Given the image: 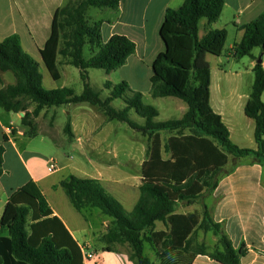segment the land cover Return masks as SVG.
Here are the masks:
<instances>
[{
	"label": "trees",
	"instance_id": "1",
	"mask_svg": "<svg viewBox=\"0 0 264 264\" xmlns=\"http://www.w3.org/2000/svg\"><path fill=\"white\" fill-rule=\"evenodd\" d=\"M121 0H68L54 13L51 33L41 50L42 61L54 81L59 80L57 57L78 69L82 92L75 94L69 87L47 90L42 84L39 63L26 53L17 35L0 41V108L22 114L21 124L32 134L37 132V118L53 107L88 104L96 107L109 121L127 124L147 137L149 145L142 164V184L138 199L130 212L96 179L74 175L61 181L60 186L72 207L98 209L110 219L107 232L100 237L103 251L124 253L132 264H154L146 254L152 248L155 259L162 264H191L197 255H207L219 264H240L239 254L222 233L207 210L202 207L199 222L188 216L176 215L179 203H191L202 197L205 190L213 191L216 177L227 163L226 154L234 158L252 157L264 165V66L254 65L253 83L244 108L246 117L254 120L256 150L240 149L229 139L221 117L210 106V65L206 55L219 57L227 40L225 29L210 30L198 36V23L206 19L216 22L224 0H185L178 9H167L159 35L164 44L152 64L150 95L153 98L174 97L187 106L180 119L157 122L158 111L145 104L142 94L131 90L126 82L113 85L105 99L89 82L88 70L106 73L126 64L134 54L135 44L125 36L113 35L102 42L99 24L90 25L86 18L89 8L116 10ZM243 36L230 50L235 59L251 56L252 50L264 52V12L242 27ZM91 56L84 57V48ZM9 72L14 84L5 86L1 74ZM130 93V96L127 95ZM124 107H112L114 100ZM133 111L144 123L129 117ZM68 140L73 133L68 120L63 128ZM181 139H169L164 145L160 132L175 133ZM7 138L0 143V177L3 174V155ZM197 141L203 145L181 147L180 142ZM217 143L213 146V142ZM207 145V146H206ZM183 152H180L182 151ZM172 152L163 159L162 152ZM184 153V154H181ZM161 222L166 230L156 231ZM0 264H85L80 246L63 223L52 215L50 207L36 183L30 181L9 196L0 218ZM211 232L217 243L209 247L196 239L197 231Z\"/></svg>",
	"mask_w": 264,
	"mask_h": 264
},
{
	"label": "crops",
	"instance_id": "2",
	"mask_svg": "<svg viewBox=\"0 0 264 264\" xmlns=\"http://www.w3.org/2000/svg\"><path fill=\"white\" fill-rule=\"evenodd\" d=\"M67 1L0 0V41L10 35L19 37L23 50L39 63L42 84L47 90L68 87L55 84L66 77L71 65L65 64L64 60L58 56L57 70L60 77L58 81H54L40 54L50 37L54 13L63 7ZM184 1L121 0L116 10L96 8L87 10V21L90 25L99 24L103 43H106L113 35H120L125 36L135 44V52L127 59L125 65L110 73L104 72V82L109 81L116 85L112 81V75L117 71L136 68L140 65L147 66L149 69L152 68L155 58L164 51V44L160 38L159 30L164 20L165 11L167 9H178ZM90 9H96L97 12L88 16ZM262 12H264V0H224L222 13L216 22L208 23L206 19H200L198 36L202 21H204L202 36L210 30L225 29L227 44L229 34H233L232 43H228L227 49L225 46L222 55L217 57L218 66L222 65L223 62L230 66L231 61H237L230 50L234 44L241 40L243 36L242 27L254 21ZM252 52L251 56H247L251 60L249 64L251 72L256 64V56ZM222 56L225 57L223 60ZM209 65L211 71V109L221 117L229 132V139L235 146L240 149L256 150L254 140L255 123L254 120L244 114L250 92H244L240 88L242 71L238 70L233 73L219 67V69H216L217 72L214 73L210 63ZM262 66H264V62H262ZM134 70L139 75L140 71ZM6 73L1 74L3 84L5 86L14 84L5 77ZM77 74H79L78 69ZM88 75L90 77V71H88ZM150 79L151 76L148 77L149 90L151 88ZM50 80L53 82L52 86L49 85ZM122 81L127 83L124 78L121 79ZM46 83L48 87H46ZM1 87L0 84V89ZM141 94L143 99V93ZM262 99H264V95H262ZM175 103L180 111L178 117L180 119L187 111V106L184 102L185 106L178 101ZM46 111L48 110L43 112L46 113ZM21 117L22 114L6 112L0 108V143L4 137L8 140L3 155V174L0 177V218L11 193L32 181L40 188L52 215L63 223L80 246L85 264H132L124 253L116 254L103 251L100 237L107 232L110 219L90 208L83 209L80 212L76 211L66 197L60 183L71 175L79 178L96 179L100 181L109 194L122 204L124 209L125 204H127L131 211L138 199L139 186L143 181L141 170L146 159L145 154L148 146L141 148L140 170L138 172L128 170L123 179H115L113 174L107 173L108 177L105 178L104 173L106 172L104 171L109 172L114 169L115 153L112 152L113 157L110 161V168L106 166L105 170L100 167V170L92 166L93 164L91 165V162H93L92 153L97 152L99 149L95 144L97 142L95 138L99 134L98 125L91 122V117L82 121L69 117L73 137L70 142H66L68 139L62 136L59 140L65 141V144L54 141L55 139L49 133H30L29 128L21 124ZM103 117L105 123L109 122L104 115ZM15 120H19L20 124ZM190 135L189 131H185L184 135L180 137L175 133L160 132L159 140L164 145L169 139L188 140L181 138ZM113 143L115 144V142ZM66 144L77 151L81 157L76 160L72 155H63L59 149L60 146ZM178 145L187 149L190 147L192 150V145L204 146L205 144L200 141H197V143L190 141L180 142ZM213 146H216L214 142ZM180 152H183V150ZM225 155L227 156V163L224 166L222 175L218 178L215 189L203 198L201 208L206 206L212 220L220 225L222 233L229 239L232 247L239 254L240 264H264V165L249 156L234 158L232 155L226 153ZM171 156L172 152L170 151L162 152L163 159H170ZM126 157L130 160V152ZM49 160H54L58 166L53 173L47 172ZM96 164L100 166L98 161ZM191 207L195 210L198 209L196 205H190L187 208ZM193 211L179 212L177 209L175 213L186 216L193 213ZM164 230H166L165 225L157 222L156 231ZM2 231H4L2 235H6V230ZM198 239L206 242L210 247L215 246L217 243V237L212 233L201 234ZM86 257L89 259H86ZM152 261L154 264H162L156 259H152ZM191 264L219 263L207 255H197Z\"/></svg>",
	"mask_w": 264,
	"mask_h": 264
},
{
	"label": "rangeland",
	"instance_id": "3",
	"mask_svg": "<svg viewBox=\"0 0 264 264\" xmlns=\"http://www.w3.org/2000/svg\"><path fill=\"white\" fill-rule=\"evenodd\" d=\"M94 12H97L96 9H90L88 16H91L94 14ZM203 29H204V21L200 24V31L199 36L203 35ZM233 34H229L228 42L225 44L226 49L228 46V43H232ZM252 54L256 56V62L261 59L262 62H264V52H261L259 48H256L253 50ZM90 51L89 48L86 46L84 48V57L87 59L90 57ZM225 57L222 56V60ZM206 60L211 64L213 68V72L216 73V69H223L228 72H236L238 70L242 71V83L240 85V88L242 91L249 93L251 91L252 81H253V73L250 71V58L249 57H243L241 59H237V61H231L232 63L230 66L227 65L226 62H223L222 65L218 66V59L217 57L207 54ZM231 60V59H229ZM134 69H137L140 71L139 75L135 72ZM91 72V75L89 77V82L91 87L98 91L100 93V97L102 99L106 98L109 95V91L106 90L103 86L104 82V71L98 70V69H90L88 70ZM152 68L149 69L147 66L140 65L136 66V68H128L123 71H117L113 73L112 75V81H114L116 84L121 83V79H126L128 85L133 91H139L143 93V102L148 105L154 106L158 112V117L155 118V121L157 122H163L171 119H178L180 115L179 108L176 106L175 102H180L185 106V104L177 99V98H153L150 95L149 90V82L148 77L152 76ZM141 76V77H140ZM6 78L13 83L14 77L11 73H6ZM53 85V82L50 80V84ZM55 85H65L71 88L75 94H80L82 92V83L79 74H77V69L70 66L68 69V74H66V77H63V79L60 82H56ZM46 87H48V84L46 83ZM229 87V86H227ZM127 95L130 96V93L127 92ZM170 100V101H167ZM112 107L121 110L124 107V103L117 99L114 100L111 103ZM92 111V112H90ZM90 112V113H89ZM69 117L73 118L74 120H85L88 119V117H91V122L98 125V131L99 134L95 138L97 142L95 143L98 146V151L93 152L92 160L91 162L92 166L97 167L101 170L100 167H103L102 169H105L106 166L110 168L111 166V158L113 157L112 152L115 153V159L113 162V170L104 173L105 178L108 177L107 173H111L110 175H114L115 179H123L126 176V172L128 170L136 171L138 172L140 170V163L139 159L142 153V147L148 146L149 142L146 138V136H143L139 132L131 129L127 124L121 123L118 121H109L104 122L103 114L100 113V111L96 107H90L88 104H79V105H65L60 107H53L46 111V113L42 112L40 116L37 118V132H43V133H49L58 143H66L70 142L71 140H59L62 136H65L67 139V135L64 133L63 128L67 121L69 120ZM129 117L132 121L137 122L138 124L143 123V119L138 117L133 111L130 112ZM18 124H20L19 120H15ZM104 127V128H103ZM31 133V132H30ZM115 140V141H114ZM115 142V144L113 143ZM213 142V141H212ZM113 143V144H112ZM215 143V142H214ZM162 144V143H161ZM216 144V147L220 149ZM130 150V151H129ZM59 151L63 155H72L73 158L76 160L79 159L81 156L80 154L75 151L70 146L62 145L60 146ZM130 152V160L126 157L128 156V153ZM99 162L100 166H97L96 162ZM95 163V164H94ZM90 164V163H89ZM224 169V167H223ZM222 171L217 175L216 180L222 175ZM106 170V169H105ZM109 175V176H110ZM110 189V188H109ZM210 191L205 190L202 194V197H199L198 199L192 201L191 203H179L177 205L176 210L178 209L179 212L187 211V210H194L193 213L187 214L191 220L199 222L201 219V213H202V200L205 196L209 195ZM190 205H196L198 207L197 210L194 208H187ZM181 207V208H180ZM131 208L127 204H125V211L129 212ZM95 212H99L98 209H92ZM175 210V212H176ZM176 214V213H175ZM178 215V214H176ZM4 231L0 228V235L3 234ZM201 234H211V232L204 233L201 230L197 231L196 239ZM210 236V235H208ZM207 238V237H206ZM202 242V241H200ZM206 244V242H205ZM207 245V244H206ZM208 246V245H207ZM210 247V246H209ZM146 254L152 257V259H155L154 255L152 254V248L146 247Z\"/></svg>",
	"mask_w": 264,
	"mask_h": 264
},
{
	"label": "built area",
	"instance_id": "4",
	"mask_svg": "<svg viewBox=\"0 0 264 264\" xmlns=\"http://www.w3.org/2000/svg\"><path fill=\"white\" fill-rule=\"evenodd\" d=\"M58 166L56 164V162L54 160H49L47 163V172L48 173H53L57 170ZM86 259H89L88 257H86ZM84 260V258H83Z\"/></svg>",
	"mask_w": 264,
	"mask_h": 264
},
{
	"label": "water",
	"instance_id": "5",
	"mask_svg": "<svg viewBox=\"0 0 264 264\" xmlns=\"http://www.w3.org/2000/svg\"><path fill=\"white\" fill-rule=\"evenodd\" d=\"M262 62V60L261 59H259L258 61H257V63H261Z\"/></svg>",
	"mask_w": 264,
	"mask_h": 264
}]
</instances>
